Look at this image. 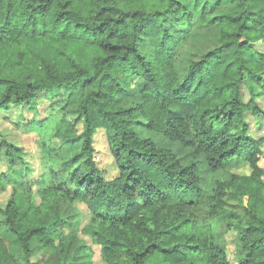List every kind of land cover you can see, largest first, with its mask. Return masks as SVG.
<instances>
[{"label":"trees","instance_id":"trees-1","mask_svg":"<svg viewBox=\"0 0 264 264\" xmlns=\"http://www.w3.org/2000/svg\"><path fill=\"white\" fill-rule=\"evenodd\" d=\"M263 43L264 0H0V123L37 154L0 130V264H71L73 207L102 264H264Z\"/></svg>","mask_w":264,"mask_h":264},{"label":"rangeland","instance_id":"rangeland-1","mask_svg":"<svg viewBox=\"0 0 264 264\" xmlns=\"http://www.w3.org/2000/svg\"><path fill=\"white\" fill-rule=\"evenodd\" d=\"M87 46L84 45V48L75 47L74 50L79 57H84L86 54L90 56V52L86 48ZM264 48V43H263ZM139 82V79L137 77H132L129 79V85L133 88L136 87L137 83ZM80 85L75 86L73 89V93L71 95V98L69 100L68 108H73L77 101L78 96L80 93ZM244 92L246 94V89H244ZM261 105L264 106V99H260ZM41 109V106H40ZM18 111L13 110V113L11 115V119L14 120V118L17 116ZM26 116H31L32 112H29V110H25ZM1 125L0 130L3 132H8L9 137L13 138L14 140H19L21 142V145L25 147L26 149L30 150L31 158L30 162L32 163L34 167V171L37 170V154L36 152V145L34 143V140L36 139V135L32 132L30 133H24L16 130L14 128V124L11 119L2 118L1 117ZM261 123L263 125L262 128H264V118H260ZM94 146L96 148L95 151V159L97 163L99 164L100 168H102L105 171V175L110 176L115 173V166L113 165L112 156L111 153L108 150L106 140H105V134L103 130H97L94 134ZM259 164L264 166V155L260 158ZM6 174L12 176L15 175L17 172V168L11 169L8 167H5ZM231 169L239 172H248L249 168L247 167V164L240 162V161H233L231 165ZM212 175V174H210ZM214 175V174H213ZM225 173H220L214 176L222 177ZM212 176V177H214ZM8 196V192L0 193V203L4 204L5 200ZM81 211L84 213L82 205H79ZM77 210L76 208H72V210L69 212V222H67L64 225L65 233L68 235V239L72 238L71 245H69V253H68V260L67 262H71V264H89L91 259V252L93 251V260L94 264H102L100 257H99V245L94 243L93 240L90 238L89 232L81 230L76 225L77 220ZM79 215V214H78ZM85 219H81V223H84ZM1 236L10 244L12 245L13 240L7 235L6 231L1 230ZM232 234H227V240H228V249L230 253V257H232V250H233V243L231 240ZM73 245V248H72ZM35 256L39 260V263H48V264H55L60 260V254L52 249H46L44 247H38L35 250Z\"/></svg>","mask_w":264,"mask_h":264}]
</instances>
